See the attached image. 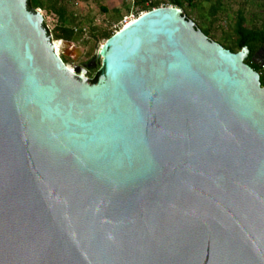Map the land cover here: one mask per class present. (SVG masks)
Returning a JSON list of instances; mask_svg holds the SVG:
<instances>
[{"label": "water", "instance_id": "1", "mask_svg": "<svg viewBox=\"0 0 264 264\" xmlns=\"http://www.w3.org/2000/svg\"><path fill=\"white\" fill-rule=\"evenodd\" d=\"M96 84L0 0V264H264L260 74L162 7Z\"/></svg>", "mask_w": 264, "mask_h": 264}, {"label": "trees", "instance_id": "2", "mask_svg": "<svg viewBox=\"0 0 264 264\" xmlns=\"http://www.w3.org/2000/svg\"><path fill=\"white\" fill-rule=\"evenodd\" d=\"M80 1V0H79ZM203 0H135L131 7H127V12L137 10V12H150L154 9L162 7H174L181 10L183 16L188 21H192L196 28L199 29L207 38L211 37L213 26L220 20L227 18L231 22V15L234 13L230 8H223L222 3L217 2L210 7L208 13H205ZM253 0H239V9L232 17L233 29L231 34L227 36L226 41L219 44L233 54L241 52L243 49L249 51V57L246 62L255 72L260 74L261 86L264 88V22L257 24H249L247 20L246 8ZM264 1V0H263ZM67 0H28V10L32 13L37 10L54 13L58 17V25L56 27L55 41H66L70 43L77 42L84 38V27L75 14L69 12ZM264 5V2H263ZM105 14L112 13V18L120 20L122 13L119 9L110 11L106 7H102ZM50 36V34L48 33ZM91 35L95 40L108 41L115 35L113 30H100V28H92ZM53 38V37H52ZM67 65L66 58H62ZM101 73L92 78V83L96 84Z\"/></svg>", "mask_w": 264, "mask_h": 264}, {"label": "rangeland", "instance_id": "3", "mask_svg": "<svg viewBox=\"0 0 264 264\" xmlns=\"http://www.w3.org/2000/svg\"><path fill=\"white\" fill-rule=\"evenodd\" d=\"M69 12L75 14L79 20L85 24L84 38L77 42L70 43L66 41H55L57 51L61 58H66L67 66L70 69L80 67L86 70V78L92 81L96 75L102 71V58L99 56V51L106 41L95 40L91 35L92 28H100V30H116L119 23L123 21L125 16L132 12H127V7H131L135 0H67ZM205 13H208L210 7L217 2L222 3L223 8H230L236 14L239 9V0H203ZM263 0H253L246 8L247 20L249 24H257L264 22V5ZM102 7H106L110 11L119 9L122 13L120 20L112 18V13L105 14ZM38 11V10H37ZM137 10H134L136 12ZM45 17L44 27L48 28L50 35L55 39L56 27L58 25V17L51 12L42 11ZM140 13V12H138ZM231 15V24L227 18L220 19L214 26L209 38L212 42L219 44L226 41L227 36L231 34L233 29L234 16ZM137 20V19H136ZM220 45V44H219Z\"/></svg>", "mask_w": 264, "mask_h": 264}, {"label": "built area", "instance_id": "4", "mask_svg": "<svg viewBox=\"0 0 264 264\" xmlns=\"http://www.w3.org/2000/svg\"><path fill=\"white\" fill-rule=\"evenodd\" d=\"M37 12H39L42 16H43V19H44V24H45V17L43 15V13L41 12V10H38ZM146 12H140V13H131L130 15L124 17L123 21H121L119 23V26H117L116 30H114L115 34L117 32H120L121 30L125 29V27L127 26V24L133 20H136L138 18H140L142 15H144ZM47 33L50 34V32L47 30L48 28H45ZM51 39H52V36L50 35ZM54 42V41H53ZM54 44H56L54 42ZM263 70H264V66H262Z\"/></svg>", "mask_w": 264, "mask_h": 264}, {"label": "bare ground", "instance_id": "5", "mask_svg": "<svg viewBox=\"0 0 264 264\" xmlns=\"http://www.w3.org/2000/svg\"><path fill=\"white\" fill-rule=\"evenodd\" d=\"M142 16H143V15H142ZM135 21H136V20H133V21L129 22L125 28L130 27V25H132ZM56 50H58V49H57V46H56ZM57 53L59 54L58 51H57Z\"/></svg>", "mask_w": 264, "mask_h": 264}, {"label": "crops", "instance_id": "6", "mask_svg": "<svg viewBox=\"0 0 264 264\" xmlns=\"http://www.w3.org/2000/svg\"><path fill=\"white\" fill-rule=\"evenodd\" d=\"M132 13H138V12H137V11H136V12L133 11ZM125 17H126V16H125Z\"/></svg>", "mask_w": 264, "mask_h": 264}]
</instances>
